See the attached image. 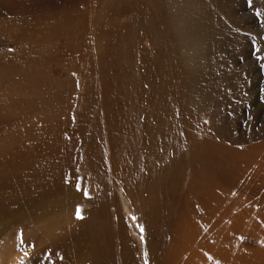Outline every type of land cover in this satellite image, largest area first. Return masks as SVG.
I'll return each mask as SVG.
<instances>
[{
    "label": "rangeland",
    "instance_id": "rangeland-1",
    "mask_svg": "<svg viewBox=\"0 0 264 264\" xmlns=\"http://www.w3.org/2000/svg\"><path fill=\"white\" fill-rule=\"evenodd\" d=\"M263 61L264 0H0V264H264Z\"/></svg>",
    "mask_w": 264,
    "mask_h": 264
},
{
    "label": "bare ground",
    "instance_id": "bare-ground-1",
    "mask_svg": "<svg viewBox=\"0 0 264 264\" xmlns=\"http://www.w3.org/2000/svg\"><path fill=\"white\" fill-rule=\"evenodd\" d=\"M233 13V12H232ZM235 15V14H234ZM202 20V19H201ZM196 24V23H195ZM245 47H246V45H245ZM262 51V50H261ZM255 59H257V58H255ZM254 59V60H255ZM264 62V61H263ZM261 72H263V71H261ZM253 73V72H252ZM231 74V73H230ZM234 74V73H233ZM244 74V73H243ZM177 75V74H176ZM235 75V74H234ZM237 75V74H236ZM244 77H246V76H244ZM235 79V78H234ZM229 81V80H228ZM235 83V82H234ZM255 90V89H254ZM187 92V91H186ZM229 128V127H228ZM223 136V135H222ZM224 139V138H223ZM263 146V145H262ZM255 150V149H254ZM264 150V149H263ZM251 156H252V154H251ZM253 157V156H252ZM259 158V157H258ZM253 159V158H252ZM262 159V158H261ZM250 160V159H249ZM254 160V159H253ZM259 161V160H258ZM264 161V160H263ZM243 162V161H242ZM257 162V161H256ZM264 163V162H263ZM259 167V166H258ZM256 168H257V166H256ZM221 170V169H220ZM230 171V170H229ZM262 171V170H261ZM223 172V171H222ZM228 173V172H227ZM255 174H256V172H255ZM254 174V175H255ZM252 175H253V173H252ZM230 176H231V174H230ZM233 176V175H232ZM258 177V176H257ZM214 179H216V178H214ZM262 179V178H261ZM225 180V179H224ZM255 180V179H254ZM223 181V180H222ZM259 181V180H258ZM257 184V183H256ZM223 186V185H222ZM225 186V185H224ZM258 186V185H257ZM258 188V187H257ZM219 196V195H218ZM216 197V196H215ZM205 198V197H204ZM219 199V198H218ZM221 199V198H220ZM216 200V199H215ZM198 202V201H197ZM205 203V202H204ZM216 203H218V202H216ZM205 205H206V203H205ZM191 206H192V204H191ZM197 206H198V204H197ZM196 206V207H197ZM208 207H209V205H207ZM207 207V208H208ZM215 208V207H214ZM202 209V208H201ZM194 213V212H193ZM207 213H209V212H207ZM203 214H204V212H203ZM193 215H195V214H193ZM196 216V215H195ZM201 217V215H198V217ZM210 216V215H209ZM221 216V215H220ZM203 217H205V215L203 216ZM203 217H201V218H203ZM204 219H207V218H204ZM204 219H202L200 222H202ZM188 221V220H187ZM206 222V221H205ZM213 222H215V221H213ZM199 224V223H198ZM204 224V223H203ZM193 225V224H192ZM196 225H197V223H196ZM208 225V224H207ZM201 228V227H200ZM228 228V227H227ZM184 229V228H183ZM201 229H203V228H201ZM206 230H208V229H206ZM196 231V230H195ZM62 232V231H61ZM189 231H187V233H188ZM194 232V231H193ZM232 232H234V231H232ZM85 233V232H84ZM192 233V232H191ZM191 233H189L190 235H191ZM197 233V232H196ZM204 233V232H203ZM202 233V234H203ZM60 234V233H59ZM188 234V235H189ZM193 234V233H192ZM223 234V233H222ZM199 235V234H198ZM208 235V234H207ZM207 235H204V236H207ZM224 237V236H223ZM227 237V236H226ZM226 237H224V238H226ZM208 238H209V236H208ZM190 240V239H189ZM206 240V239H205ZM205 240H204V243H205ZM210 240V239H209ZM195 241V240H194ZM207 242V241H206ZM222 242V241H221ZM220 242V243H221ZM225 242V241H224ZM224 242H222V243H224ZM211 244H212V242H210ZM217 243V242H216ZM199 244V243H198ZM197 244V245H198ZM201 244V243H200ZM210 244V245H211ZM207 245V244H206ZM216 245V244H215ZM223 245V244H222ZM221 245V246H222ZM199 246V245H198ZM83 247V246H82ZM188 247V246H187ZM190 247V246H189ZM205 247H207V246H205ZM227 247V246H226ZM191 248V247H190ZM198 248V247H197ZM220 248V247H219ZM236 248V247H235ZM193 250L195 249V248H192ZM209 249H210V253H212L213 252V256H220L221 255V258L223 257V256H225V257H227L228 258V252L227 251H225L227 248H225V250L224 251H221L220 249H219V251H216L215 249H213V248H211L210 246H209ZM222 249V248H221ZM196 250V249H195ZM234 250V249H233ZM197 251V252H196ZM195 252H196V254H198L199 252H198V250H196ZM202 251V250H201ZM194 252V251H193ZM203 252V251H202ZM237 252V251H236ZM189 253V252H188ZM206 253V252H205ZM193 254V253H192ZM225 257H223V258H225ZM200 258V257H199ZM218 258H220V257H218ZM226 258V259H227ZM203 259H205L204 257H203ZM226 259H224V260H226ZM220 261V260H219ZM226 262V261H225Z\"/></svg>",
    "mask_w": 264,
    "mask_h": 264
},
{
    "label": "snow or ice",
    "instance_id": "snow-or-ice-1",
    "mask_svg": "<svg viewBox=\"0 0 264 264\" xmlns=\"http://www.w3.org/2000/svg\"><path fill=\"white\" fill-rule=\"evenodd\" d=\"M249 3L251 4V0H249ZM84 194L87 195L86 192ZM76 216H77L78 219H82L79 206H77V208H76Z\"/></svg>",
    "mask_w": 264,
    "mask_h": 264
}]
</instances>
